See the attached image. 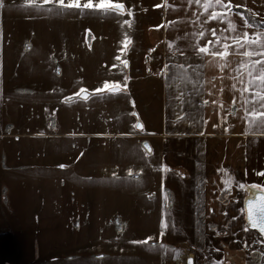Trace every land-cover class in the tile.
Returning a JSON list of instances; mask_svg holds the SVG:
<instances>
[{
    "label": "rangeland",
    "instance_id": "rangeland-1",
    "mask_svg": "<svg viewBox=\"0 0 264 264\" xmlns=\"http://www.w3.org/2000/svg\"><path fill=\"white\" fill-rule=\"evenodd\" d=\"M123 3L131 16L40 0L0 6V264L203 259L176 236L175 199L165 185L171 175L191 174L208 146L231 142L234 122L228 114H193L200 110L194 88L182 89L177 76L167 101L168 7L163 0ZM106 80L126 89L93 91ZM81 92L91 97L67 102ZM147 140L150 154L141 147ZM197 142L200 150L206 145L199 154Z\"/></svg>",
    "mask_w": 264,
    "mask_h": 264
},
{
    "label": "crops",
    "instance_id": "crops-1",
    "mask_svg": "<svg viewBox=\"0 0 264 264\" xmlns=\"http://www.w3.org/2000/svg\"><path fill=\"white\" fill-rule=\"evenodd\" d=\"M262 1L233 0L234 4L239 3L246 7L235 9L230 15L238 26L242 21L235 12L241 9L247 11L250 9V13L263 16ZM170 4H176L177 7L175 9L168 7L162 38V57L168 69L164 91L166 99L172 101L168 89L171 88L172 78L177 76L180 81L182 79V89L186 91L188 87L194 88V96L197 98L195 103L198 104L193 109L200 110L193 114H212L210 119L213 114H228V119L231 117V122H234L235 136L231 142L208 146L204 160L195 156L191 174L185 177L170 176L171 179L165 188L175 199L171 205V212L177 217L176 236H183L181 242L193 245L201 253L203 259L199 264H264V235L248 225L245 209V200L249 196L248 189H256L252 187L253 184L264 186V176L257 174L264 170V124L245 123L246 105H243L239 94L232 89L234 81L229 79V76H235V73H229L227 68L221 73L217 64L222 61L201 56L193 51L196 41L191 35L185 37L184 33H192L199 29L200 22L191 16L195 5L188 7L186 0H170ZM177 17H180V20L175 24L166 23L175 21ZM209 24L217 26L215 22ZM260 30L248 29L249 32ZM173 41L170 47L169 44ZM180 52L184 55H180ZM238 59L239 57L232 59V67ZM189 65L193 68L188 67ZM192 69L198 74L193 75V80L188 73ZM37 88H40V83ZM221 88L223 91H220ZM233 96L237 98L236 103L232 102ZM205 100L209 103H202ZM212 100H216L217 103H211ZM233 128L231 125L227 130L232 132ZM195 146L196 153L205 151L206 145L201 150L198 142ZM228 177L232 178L231 183L229 187H225L224 180ZM239 184L247 186L241 188ZM258 191L264 194V190ZM241 209L245 211L242 212ZM179 215L185 217L186 227L179 226ZM5 238V235L0 234L2 243L6 241Z\"/></svg>",
    "mask_w": 264,
    "mask_h": 264
},
{
    "label": "snow or ice",
    "instance_id": "snow-or-ice-1",
    "mask_svg": "<svg viewBox=\"0 0 264 264\" xmlns=\"http://www.w3.org/2000/svg\"><path fill=\"white\" fill-rule=\"evenodd\" d=\"M48 2H54L67 8L98 10L103 14L109 12L123 14L127 12L129 16L132 15L131 8H126L123 0H83V2L82 0H40V3ZM3 3L4 0H0V6H3ZM25 3L35 5L36 0H25ZM186 4L188 7L195 5L192 8L191 16L195 18V21L200 22L198 30L192 33H184L185 37L191 35L196 41L193 45V51L201 56L218 58L222 61V63L217 64L221 73L224 72L225 68L228 69L229 73H235V76H229V79L234 81L231 87L239 94L243 105H246L244 107L245 123L249 125L264 124V21L255 24L250 21L244 11H238L235 12V15L242 21V24L238 26L230 13H233L235 9L246 6L239 3L234 4L233 0H186ZM163 5L173 9L177 7L176 4H170L169 0H163ZM160 6L155 5V7ZM179 20L180 17H177L175 21H167L166 23L175 24ZM124 22L128 23V21ZM209 22H215L217 26H212ZM249 28H260L261 30L249 32ZM172 43L174 41L170 42V47ZM119 51L122 52L123 49ZM179 54L184 55L183 52ZM236 57H239V59L232 67V59ZM253 57H256V59H253ZM116 59L120 60V57L117 56ZM121 63L125 68L127 67L126 61ZM112 67H116V65H112ZM213 79H216V77H213ZM123 89H126V85L122 84L120 80H106L101 87L93 89V91L117 93ZM220 91H223V89L221 88ZM232 102H237L236 96L232 97ZM202 103L207 104L209 101L205 100ZM211 103L216 104L217 101L212 100ZM136 126L142 128V125L137 124ZM215 126L213 125V127ZM145 147L147 148V144H145ZM59 167H64V165L61 164ZM257 174L264 176V170ZM231 179V177H228L224 180L225 187L230 186ZM238 186L244 188L247 185L239 184ZM252 187L264 190V186L259 184H253ZM246 208V222L251 228L257 229L264 235V194L247 200ZM209 211H212V209H209ZM241 211L243 212L245 209H241ZM166 226L162 220L161 228ZM134 243H141V241H134ZM176 251L179 252V250ZM187 262L193 264L192 257H188Z\"/></svg>",
    "mask_w": 264,
    "mask_h": 264
},
{
    "label": "water",
    "instance_id": "water-1",
    "mask_svg": "<svg viewBox=\"0 0 264 264\" xmlns=\"http://www.w3.org/2000/svg\"><path fill=\"white\" fill-rule=\"evenodd\" d=\"M127 68V67H126ZM120 92V91H119ZM85 97H87V98H85ZM91 97V93H89V92H81L77 97H72V98H69L68 100H67V102H72V101H74V100H87V99H89ZM137 116V119H138V122H137V124H139V125H142L141 124V122H140V119L138 118V115H136ZM138 130H141L142 128L141 127H136ZM145 144H147V148L145 147ZM141 146H142V148L147 152V153H151L152 152V147H151V145H150V143L148 142V141H143L142 143H141ZM248 193H249V196L246 198V200H245V209H246V220H247V208H246V201L247 200H250V199H253L254 197H256V196H258V195H260V194H263L262 192H260V191H258V190H256V189H252V188H249L248 189ZM188 257H192V260H193V264H195V260H194V258H193V256L192 255H189ZM187 257V258H188ZM187 258H186V264H188V262H187Z\"/></svg>",
    "mask_w": 264,
    "mask_h": 264
},
{
    "label": "trees",
    "instance_id": "trees-1",
    "mask_svg": "<svg viewBox=\"0 0 264 264\" xmlns=\"http://www.w3.org/2000/svg\"><path fill=\"white\" fill-rule=\"evenodd\" d=\"M240 11H244V12H245V15L248 16V17L250 18V21H251V22H254L255 24H259V23L261 22V21H258V22H257V21H255V20L252 21V20H253L252 15H251V13L248 12L246 9H241ZM254 19H255V18H254ZM259 29H260V28H259Z\"/></svg>",
    "mask_w": 264,
    "mask_h": 264
}]
</instances>
